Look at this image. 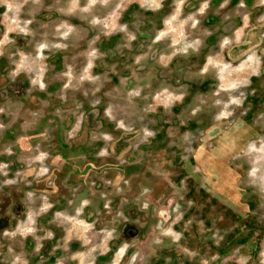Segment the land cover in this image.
Returning a JSON list of instances; mask_svg holds the SVG:
<instances>
[{
  "label": "rangeland",
  "instance_id": "374dc122",
  "mask_svg": "<svg viewBox=\"0 0 264 264\" xmlns=\"http://www.w3.org/2000/svg\"><path fill=\"white\" fill-rule=\"evenodd\" d=\"M2 261L264 264V0H0Z\"/></svg>",
  "mask_w": 264,
  "mask_h": 264
},
{
  "label": "flooded vegetation",
  "instance_id": "af4514ba",
  "mask_svg": "<svg viewBox=\"0 0 264 264\" xmlns=\"http://www.w3.org/2000/svg\"><path fill=\"white\" fill-rule=\"evenodd\" d=\"M166 233V232H165ZM164 233V234H165ZM167 234V233H166ZM10 249L11 248H9V249H5V250H3L4 251V253L6 252V254L8 255L9 253H10ZM119 252H121V254L119 255V257H121V256H123L124 254H125V250H124V247H122L119 251H118V254H119ZM6 261V260H5ZM3 262V261H2ZM3 263H5V264H7L6 262H3Z\"/></svg>",
  "mask_w": 264,
  "mask_h": 264
},
{
  "label": "crops",
  "instance_id": "0c3cea01",
  "mask_svg": "<svg viewBox=\"0 0 264 264\" xmlns=\"http://www.w3.org/2000/svg\"><path fill=\"white\" fill-rule=\"evenodd\" d=\"M225 22H227V23H228V24H227V26H229V25L231 24V21H230V22H228V21H225ZM227 26H226V27H227ZM227 29H229V27H228ZM226 31H227V30H226ZM226 31H225V33H226V34H228V33H229V31H230V29L228 30V32H226Z\"/></svg>",
  "mask_w": 264,
  "mask_h": 264
},
{
  "label": "water",
  "instance_id": "95a60500",
  "mask_svg": "<svg viewBox=\"0 0 264 264\" xmlns=\"http://www.w3.org/2000/svg\"><path fill=\"white\" fill-rule=\"evenodd\" d=\"M226 32H228V29H227V31Z\"/></svg>",
  "mask_w": 264,
  "mask_h": 264
}]
</instances>
